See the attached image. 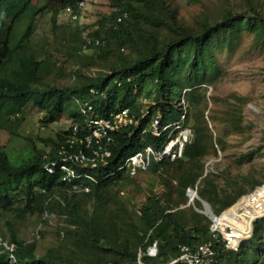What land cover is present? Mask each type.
I'll return each instance as SVG.
<instances>
[{
  "label": "trees",
  "instance_id": "16d2710c",
  "mask_svg": "<svg viewBox=\"0 0 264 264\" xmlns=\"http://www.w3.org/2000/svg\"><path fill=\"white\" fill-rule=\"evenodd\" d=\"M33 1L0 0V128L17 135L28 102L44 112L43 123L69 112L79 134L90 132L80 112L86 103L93 107V114L103 117L126 107L132 121L112 132L106 163L91 166L69 162L76 171L92 177L81 178L89 183L88 192L62 180L61 171L52 174L43 167L44 154L59 160L70 127L51 140L48 151L34 147L17 162L0 145V264H186L172 262L179 254L178 244L210 238V220L197 209L203 207L201 200L219 213L262 178L252 172L227 177L224 167L219 172L224 175V185H219L217 175L203 168L202 158L213 145L211 135L205 124L195 121L190 127L192 136L171 167H166L163 156L159 161L150 157L145 168H138L137 173L149 170L158 175L163 190L150 191L136 207H129L111 191L127 176H135L129 174L126 165L129 156L146 146L159 150L173 137L169 124L182 117L183 127L195 116L192 107L201 96L194 93V86L212 81L220 72L215 48L230 47L243 31L252 34V48L264 43V0H190L202 5L192 21L179 14L177 0H109L113 9L103 33L89 32L86 36L91 42L85 46L78 26L69 30L67 40L63 38L66 49L78 61L73 71L75 80L65 85L45 80L47 73H56L54 65L31 47L37 10ZM58 1L63 8L72 7L76 17L71 20L79 24L80 14L73 8L77 0ZM90 48L95 53H83ZM92 65L98 70L90 75L86 69ZM143 98L149 107L145 115ZM236 98L240 103L244 100L238 95ZM156 117L158 135L151 130ZM229 121L237 128L241 116L233 113ZM262 139L259 147L264 150V135ZM195 184L201 200L186 205L185 189ZM51 211L65 215L62 227L55 226L60 242L39 250L37 239ZM28 215L40 218L36 238L29 240L16 231L18 222ZM247 241L237 250H224L215 241L213 247L224 264H264L263 220H256ZM154 242L156 251L147 253ZM10 255L15 261H10Z\"/></svg>",
  "mask_w": 264,
  "mask_h": 264
},
{
  "label": "rangeland",
  "instance_id": "374dc122",
  "mask_svg": "<svg viewBox=\"0 0 264 264\" xmlns=\"http://www.w3.org/2000/svg\"><path fill=\"white\" fill-rule=\"evenodd\" d=\"M33 2L37 5V10L33 20L35 26L31 34V47L40 58L53 64L54 71L61 75L56 77V73H47L45 80L59 85L74 81L73 71L78 67V61L66 49L67 41L63 38L76 26L80 28L83 36L97 30L103 33L110 23L113 9L109 0H85L84 6L80 8L73 6L74 11L80 14L77 25L71 20L72 14L66 12L63 4L58 0ZM177 3L179 14L187 20H191L192 16L202 9V5L197 1L177 0ZM65 39L67 40V37ZM251 42L252 34L243 31L230 47L215 48L214 57L220 72L212 81L194 86V93L201 96L197 105L192 107L195 116L184 127H181L184 123L182 117L168 125L173 137L169 138L166 145L171 150L176 146L178 150L181 148L182 139L188 138L191 134L190 127L195 121L206 125L213 145L208 147L207 153L202 158L203 168L205 171L206 165L212 164L213 169L207 172L217 175L219 185H224V175L219 173L224 167L227 177H240L252 172L264 181V150L259 147L264 135V43L252 48ZM91 52L95 53V50L90 48L83 53L90 55ZM97 70L98 68L92 65L86 69V72L91 75ZM236 95L243 97L244 100L240 103ZM142 101L144 110L142 115H145L149 110L148 101L145 98ZM181 103L186 105L185 100H181ZM156 112L160 115L158 109ZM43 113L28 102L24 107V117L17 129V135H11L0 128V145L12 161L17 162L23 156L31 154L34 147L41 152L48 151L52 147L51 140L57 139L68 129L72 119L69 112L60 113L58 120L50 123L41 121ZM233 113L241 116L237 128H234L229 121ZM174 159L167 161V168L171 167ZM136 173H129L135 176H127L116 183L111 191V195L123 198L129 207L139 205L150 191L158 193L164 189L158 175L149 170ZM172 182L174 183L175 180L172 179ZM14 194L19 197L16 192ZM201 201L203 209L204 201ZM189 203L187 202L186 205ZM197 209L199 210L200 207ZM43 214L45 215V212ZM64 216L56 211L50 212L47 222L42 225L39 240L37 239L39 250L60 242L56 236L55 226L62 227ZM38 218L37 215H28L24 220H20L16 227L17 234L27 240L36 238V229L40 225ZM261 220L259 219L260 222Z\"/></svg>",
  "mask_w": 264,
  "mask_h": 264
},
{
  "label": "built area",
  "instance_id": "2783aa9c",
  "mask_svg": "<svg viewBox=\"0 0 264 264\" xmlns=\"http://www.w3.org/2000/svg\"><path fill=\"white\" fill-rule=\"evenodd\" d=\"M84 3L85 0H77L76 5L80 8L84 6ZM65 11L72 14L71 18L76 17L72 13L71 6L67 5ZM120 16H117V20H120ZM83 40V46H85V43L91 42V38L88 36H84ZM97 41L95 39V42ZM80 112L84 115L90 132L87 134H79L77 123L72 121L70 123V135L72 137L66 139L65 144L61 146L59 160H51L44 154L43 167L48 173L61 171L62 180L72 182L74 189L88 192L90 185L89 183L82 182L81 178L85 177L93 180L92 177L87 173L76 171L69 166V162H76L81 165L89 163L91 166L106 163V159L110 155L109 143L113 139L112 132L132 120L127 116L128 109L126 107L111 116L103 117L93 114L92 106L86 103L81 106ZM151 126L152 132L158 135L160 125L157 117L151 122ZM75 141L76 143L74 144ZM144 152H137L127 158L126 165L130 167V173H136L139 167L145 168L149 162L148 158L150 153L157 160L165 156L167 161L180 154L178 149L175 152L168 145H164L162 149L155 152L150 146H146ZM169 154L170 158L167 157ZM212 169V164L208 163L204 172ZM185 193L188 203L199 198L196 191V184L194 186H187ZM208 204V202H204V208L199 209V211L209 217L208 229L210 238L194 244L179 243V254L172 259V262L183 261L186 264H224L225 261L218 257V252L213 247V241L221 243L224 250H237L244 241L252 237L256 220L262 219L264 221V181L241 193L230 205L222 209L219 213L208 211ZM147 251L154 253L156 251V243L154 242L149 245Z\"/></svg>",
  "mask_w": 264,
  "mask_h": 264
},
{
  "label": "clouds",
  "instance_id": "9594fccd",
  "mask_svg": "<svg viewBox=\"0 0 264 264\" xmlns=\"http://www.w3.org/2000/svg\"><path fill=\"white\" fill-rule=\"evenodd\" d=\"M157 118H158V117H157ZM71 122H72V120H71ZM71 122H70V123H71ZM69 127H70V124H69ZM183 127H184V126H183ZM190 133H191V134L188 135V138H189L190 136H192V132H190ZM70 137H72V136H71L70 133H69V138H70ZM188 138L185 137V139L183 138L184 140L182 139V141H181V144H182V145H181V148L178 150V151H180V154H181V150H182L183 144H184L185 141L188 140ZM168 140H169V139H168ZM168 140H167V141H168ZM167 141L164 143V145H166ZM75 143H76V141L74 142V144H75ZM176 144H177V143H176ZM164 145H163V146H164ZM163 146H162L160 149H162ZM150 147H151V146H150ZM145 148H146V147H145ZM145 148L142 150V153H145V152H144ZM151 148H152V147H151ZM152 149H153V148H152ZM160 149H159V150H160ZM177 149H178V146H176V147L174 148V151L176 152ZM159 150H154V149H153L154 152H155V151H159ZM45 152H46V151H45ZM137 152H141V151H137ZM137 152H135V153H137ZM135 153H134V154H135ZM134 154H132V155H134ZM180 154L177 155V156H180ZM129 157H130V156H129ZM150 157H153L154 160H157V159L154 158V155L151 154V153L149 154V158H148L149 161H150ZM167 157L170 158V154H169ZM175 157H176V156H175ZM175 157H174V158H175ZM174 158H173V159H174ZM161 159H162V158H161ZM161 159H159V160H161ZM159 160H158V161H159ZM164 160L167 161V158L164 157ZM148 163H149V162H148ZM137 171H138V170H137ZM55 173H56V172H55ZM52 174H53V173H52ZM10 261H12V262L15 261V259H14V257H13L12 255H10Z\"/></svg>",
  "mask_w": 264,
  "mask_h": 264
},
{
  "label": "bare ground",
  "instance_id": "6f19581e",
  "mask_svg": "<svg viewBox=\"0 0 264 264\" xmlns=\"http://www.w3.org/2000/svg\"><path fill=\"white\" fill-rule=\"evenodd\" d=\"M27 8V7H26ZM31 11V10H30ZM34 13V12H33ZM29 16V15H28ZM43 16V15H42ZM28 23V22H27ZM27 23H25V24H27ZM33 24V23H32ZM49 25H50V23H49ZM54 25V24H53ZM35 26V25H34ZM84 27V26H83ZM30 28V27H29ZM91 47V46H90ZM30 66V65H29ZM28 66V67H29ZM30 69V68H29ZM32 73V72H31ZM38 74V73H37ZM56 90V89H55ZM67 90V89H66ZM53 91V90H52ZM58 92V91H57ZM56 94H58V93H56ZM63 96V95H62ZM45 99V98H44ZM64 99V98H63ZM81 99V98H80ZM98 99V98H97ZM108 99V98H107ZM45 101V100H44ZM55 103V102H54ZM57 103V102H56ZM91 105V104H90ZM93 108V107H92ZM66 109V108H65ZM79 131V130H78ZM84 172V171H83Z\"/></svg>",
  "mask_w": 264,
  "mask_h": 264
},
{
  "label": "water",
  "instance_id": "95a60500",
  "mask_svg": "<svg viewBox=\"0 0 264 264\" xmlns=\"http://www.w3.org/2000/svg\"><path fill=\"white\" fill-rule=\"evenodd\" d=\"M207 208H208V211H212V208L209 204L207 205Z\"/></svg>",
  "mask_w": 264,
  "mask_h": 264
}]
</instances>
